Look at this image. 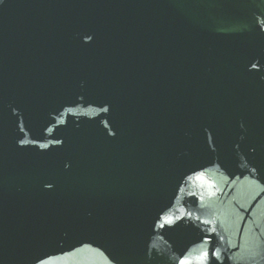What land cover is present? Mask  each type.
Wrapping results in <instances>:
<instances>
[{
    "label": "water",
    "instance_id": "water-1",
    "mask_svg": "<svg viewBox=\"0 0 264 264\" xmlns=\"http://www.w3.org/2000/svg\"><path fill=\"white\" fill-rule=\"evenodd\" d=\"M201 261L264 264V0H3L0 264Z\"/></svg>",
    "mask_w": 264,
    "mask_h": 264
},
{
    "label": "snow or ice",
    "instance_id": "snow-or-ice-1",
    "mask_svg": "<svg viewBox=\"0 0 264 264\" xmlns=\"http://www.w3.org/2000/svg\"><path fill=\"white\" fill-rule=\"evenodd\" d=\"M2 2H3V0H0V3H2ZM204 256L206 257L207 253H205ZM201 264H203V261H201Z\"/></svg>",
    "mask_w": 264,
    "mask_h": 264
}]
</instances>
